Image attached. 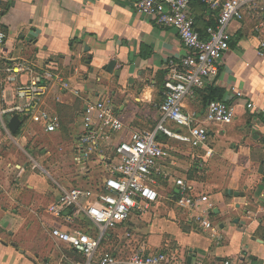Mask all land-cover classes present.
<instances>
[{"label": "crops", "instance_id": "crops-1", "mask_svg": "<svg viewBox=\"0 0 264 264\" xmlns=\"http://www.w3.org/2000/svg\"><path fill=\"white\" fill-rule=\"evenodd\" d=\"M135 1L3 0L2 67L26 60L52 70L73 89L64 92L55 83L43 98L42 109L59 119L55 133H46L34 116L21 119L16 134L0 133V264L83 261L56 236V231L71 226L47 212L71 184L35 170L30 159L22 163L26 154L31 157L27 139H38V133L74 138L66 148L77 162L82 155L85 99H110L125 128L109 140H99V151L93 154L112 168L114 148L130 141L133 132L151 129L159 121L171 64L181 61L188 50L175 29L137 14ZM191 14L202 35L217 21V13L198 1L191 4ZM256 25L248 16L231 23V48L220 62L217 77L183 103L184 111L207 128V144L184 149L176 141L179 144L158 165L154 188L159 202L110 231L104 241L107 252L128 259L136 251H168L180 264H264V57L258 54ZM8 78L0 73L2 109L17 102L15 86ZM19 81L25 83L28 77ZM238 92L243 96L237 97ZM213 100L235 109L232 124L205 122ZM12 117H5L7 125ZM160 141L168 145L167 138L160 136ZM179 180L187 181L196 195L209 197L215 232L204 231L178 206Z\"/></svg>", "mask_w": 264, "mask_h": 264}, {"label": "built area", "instance_id": "built-area-1", "mask_svg": "<svg viewBox=\"0 0 264 264\" xmlns=\"http://www.w3.org/2000/svg\"><path fill=\"white\" fill-rule=\"evenodd\" d=\"M200 1L217 13L214 26L200 34L191 14V4ZM134 11L149 17L165 28L175 29L188 54L177 63H172L170 76L165 83L164 102L159 107V121L151 129L135 131L130 141H123L114 148L116 163L110 175L98 188H71L63 190L47 212L54 219L71 227L56 236L72 251L83 257L75 264H180L175 254L168 251L147 253L134 252L128 259H119L111 252H101V247L110 231L130 221L134 215L145 214L159 202L160 195L154 188L160 161L170 156L169 146L159 141L161 135L198 149L207 144L209 134L204 123L184 111L186 98L202 90L219 73V65L230 50L232 22L248 16L257 22L255 33L260 37L258 54L264 57V0H136ZM3 0H0V17ZM5 35L0 32V73L8 75L15 86L16 103L8 109L0 108V133L10 135L5 117L18 115L26 120L32 116L42 123L48 134L59 128V119L42 109L43 98L52 84H59L64 92L73 89L71 83L62 80L50 69L26 61L17 60L2 67V49ZM27 76L28 81L20 82ZM77 97L81 93L75 92ZM237 97L243 94L238 92ZM251 109L254 106L248 104ZM235 109L224 101H210L205 122L230 125L235 119ZM169 124L180 127L173 131ZM125 128L110 99H85L83 132L80 137L81 154L76 161L82 163L99 151V140H109L111 134ZM186 130L188 134L182 132ZM177 204L192 215L193 223L204 231L215 232L211 222L213 203L208 196L196 195L185 180L177 182ZM85 223V224H83ZM74 264V263H71ZM225 264H232L230 261Z\"/></svg>", "mask_w": 264, "mask_h": 264}, {"label": "rangeland", "instance_id": "rangeland-1", "mask_svg": "<svg viewBox=\"0 0 264 264\" xmlns=\"http://www.w3.org/2000/svg\"><path fill=\"white\" fill-rule=\"evenodd\" d=\"M169 128L173 131L180 130L179 126L169 124ZM37 128L34 131H38ZM42 134V133H41ZM74 141V138L64 136H46L38 133V139H27L25 144L31 157L26 154V159L22 158V163L29 162L35 170H42L53 180L70 182L69 188H98L102 185L104 177L108 174L110 167H105L99 158V155L93 154L88 160H84L82 164L74 161V153L66 147ZM176 140L169 142L172 148L176 144ZM179 144V143H177ZM184 149H188V145L179 144ZM23 155V154H22ZM63 182V181H62ZM109 247L106 242L102 244L101 252H107Z\"/></svg>", "mask_w": 264, "mask_h": 264}, {"label": "water", "instance_id": "water-1", "mask_svg": "<svg viewBox=\"0 0 264 264\" xmlns=\"http://www.w3.org/2000/svg\"><path fill=\"white\" fill-rule=\"evenodd\" d=\"M113 66H114V62L110 63V69L109 70H111V67H113ZM21 125H22V122H21L20 117L18 115H14L11 118V120H10V122L8 124V127H9L10 131L13 134H16L19 131ZM176 193L178 195L179 194V191L177 190Z\"/></svg>", "mask_w": 264, "mask_h": 264}, {"label": "trees", "instance_id": "trees-1", "mask_svg": "<svg viewBox=\"0 0 264 264\" xmlns=\"http://www.w3.org/2000/svg\"><path fill=\"white\" fill-rule=\"evenodd\" d=\"M198 2H200V1H198ZM201 4H203L202 2H200ZM204 5V4H203ZM205 6V5H204ZM207 7V6H206ZM208 8V7H207ZM209 9V8H208ZM215 25V24H214ZM213 25V26H214ZM161 136H163V137H165V138H167V140H168V145H169V142L172 140V139H169L167 136H164V135H161ZM159 141H160V137H159ZM167 145V144H166ZM169 149H170V147H169Z\"/></svg>", "mask_w": 264, "mask_h": 264}]
</instances>
